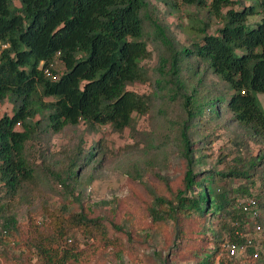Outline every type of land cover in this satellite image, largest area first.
I'll use <instances>...</instances> for the list:
<instances>
[{"label":"trees","instance_id":"trees-1","mask_svg":"<svg viewBox=\"0 0 264 264\" xmlns=\"http://www.w3.org/2000/svg\"><path fill=\"white\" fill-rule=\"evenodd\" d=\"M155 1L171 11L181 5L206 8L221 26L212 34L199 28V40L174 49L151 17L150 0H17L18 6L15 0H0V103H12L11 114L0 115V225L7 231L0 237V264H105L107 252L119 257L135 249L139 236L148 232L164 238L167 254L162 264L192 259L225 264L224 243L236 240L235 223L245 216L235 207L236 197L214 186L216 181L250 179L258 162L209 175L195 171L204 155L195 158L196 144L182 131L181 175L171 180L150 169L129 176L126 198L103 214L78 195L73 200L62 197L38 174L27 152L41 121L52 133L80 123L90 132L103 125L121 132L134 128V115L148 114L149 97L128 86L150 81L141 65L151 56L150 24L169 48V59L160 62L169 63L165 73L175 89L184 87L180 68L189 60L204 62L227 88L228 96H200L194 90L182 95L186 102L193 101L189 114L213 115L215 106L217 116L223 105L230 121L264 148V110L256 99V93H264V17L247 23L249 16L264 9V0L237 8L234 0ZM57 61L64 66L62 72L54 67ZM46 68L51 75L45 74ZM98 146L105 148L103 141ZM94 148L83 163L72 161L69 178H77ZM51 195L61 196L59 204L47 202ZM243 195L258 199L264 230L263 200L251 189ZM34 201L39 206L27 210L25 222H18L16 209ZM137 212L140 220L134 219ZM213 220L222 229L212 228ZM18 246V253L10 251Z\"/></svg>","mask_w":264,"mask_h":264},{"label":"rangeland","instance_id":"rangeland-1","mask_svg":"<svg viewBox=\"0 0 264 264\" xmlns=\"http://www.w3.org/2000/svg\"><path fill=\"white\" fill-rule=\"evenodd\" d=\"M151 1V17L164 29L168 40L174 49L190 46L191 42L200 39L199 28L212 34L221 26V21L210 15L206 8L193 5H181L177 11L155 0ZM238 4L233 8L250 4V0H234ZM15 4L19 3L15 0ZM226 9H224L225 11ZM264 17V9L249 16L247 23L252 25L260 22ZM153 25L147 27L148 48L150 58L143 60L150 81L133 83L128 88L145 94L150 99V111L146 115H134V128H126L116 132L109 125L100 126L90 132L85 124L67 126L61 132L52 133L41 121L34 138L27 144V152L38 170V174L50 185H53L62 197L73 200L78 195L80 201L95 207L103 214H107L119 200L126 198L130 192L129 176L143 174L153 169L162 176L174 180L181 175L184 168L180 148L182 146V131L186 133L190 142L196 144L195 158H202L203 163L196 164L195 171L205 172L207 175L215 171L227 172L229 169L258 164L250 170V179L233 178L228 184L216 181L214 189L224 190L227 194L237 198L244 197V190H252L259 194L264 202V162L259 157L264 153L261 143L252 138L242 126L230 121L231 113L222 105L212 108V114L205 111L203 115H190L191 102H186L182 95L192 94V90L200 96L207 92L211 94L224 93L228 96L225 84L217 78L204 62L189 60L183 62L180 68V79L184 83L183 89H175L169 84L171 76L165 71L169 68L162 65L161 59H169V48L162 42ZM55 69L64 70L60 61L55 63ZM176 90V92L174 91ZM256 99L264 110V93H256ZM48 100V99H46ZM12 103L5 100L0 103V115L11 114ZM40 116L37 115L35 119ZM18 128H21L18 125ZM103 141L105 148L98 146ZM94 155L86 165L78 169L75 179L68 177L73 160L83 163V157L94 146ZM85 163V162H84ZM61 196L51 195L47 202L52 206L59 204ZM236 200V202H237ZM235 202V203H236ZM39 206V202L21 204L16 209L18 222H25L27 210ZM135 220H140L137 212ZM215 229H222L217 221H210ZM136 248L125 251L119 257L111 252L105 254V264H162L166 256L164 238L159 232H148L139 236ZM261 246H264V230L258 236ZM15 241V240H14ZM13 241V243H14ZM12 244V241H9ZM213 244L210 245L212 248ZM21 246L10 248L18 253ZM225 258L223 248L222 255ZM171 264H198L196 259L172 260ZM215 264H222L219 259Z\"/></svg>","mask_w":264,"mask_h":264},{"label":"built area","instance_id":"built-area-1","mask_svg":"<svg viewBox=\"0 0 264 264\" xmlns=\"http://www.w3.org/2000/svg\"><path fill=\"white\" fill-rule=\"evenodd\" d=\"M45 74L51 75L48 68L45 69ZM235 207L242 211L245 218L242 222L235 223L236 240H226L224 243L225 264H264V246H261L258 239L263 231L259 221L261 211L258 199L254 195L244 196L236 202ZM6 235V229L0 225V237L5 238Z\"/></svg>","mask_w":264,"mask_h":264}]
</instances>
